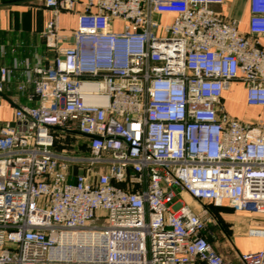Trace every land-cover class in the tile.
<instances>
[{"label":"built area","instance_id":"2783aa9c","mask_svg":"<svg viewBox=\"0 0 264 264\" xmlns=\"http://www.w3.org/2000/svg\"><path fill=\"white\" fill-rule=\"evenodd\" d=\"M76 3L43 0L57 56L16 85L35 104L0 127V264H234L208 240L217 225L232 242L211 208L264 215V121L222 95L241 82L264 108V0H248L247 35L214 10L224 0ZM244 235L262 246L238 264H264V229Z\"/></svg>","mask_w":264,"mask_h":264},{"label":"crops","instance_id":"0c3cea01","mask_svg":"<svg viewBox=\"0 0 264 264\" xmlns=\"http://www.w3.org/2000/svg\"><path fill=\"white\" fill-rule=\"evenodd\" d=\"M83 1L78 0L75 5L76 11H82ZM213 8L221 12L227 20L234 21L239 32L248 34L250 18L248 0H224L223 5H214ZM48 18L49 14L44 9L43 0H0V68L11 70L10 79L3 85V91L0 93V127L4 123L14 125V103L28 106L35 104L34 100L28 99L32 90L18 92L16 85L23 82L26 73L35 66L47 67L57 56L56 51L47 46L43 36ZM161 20L169 23L171 16H163ZM76 26L75 14L65 12L59 15L57 33L65 42H70V36ZM115 26L117 30L120 29L118 23ZM257 39L264 49V35H259ZM65 46H68V43L61 44L60 48ZM222 97L224 108L230 116L243 122H250L253 119L264 121V108L250 107L246 104L243 83L233 82L223 92ZM214 214L223 224L227 236L237 241V250L249 252L261 248L262 241L247 238L244 229L248 225L264 229V215L254 213L237 215L227 207L215 208ZM224 237L226 236L218 234L209 237L208 240L218 252L226 255L234 264H238L236 258L230 255Z\"/></svg>","mask_w":264,"mask_h":264},{"label":"rangeland","instance_id":"374dc122","mask_svg":"<svg viewBox=\"0 0 264 264\" xmlns=\"http://www.w3.org/2000/svg\"><path fill=\"white\" fill-rule=\"evenodd\" d=\"M253 120L256 121L257 119H253ZM253 120H252V121H253ZM95 224H97L95 221H92V222H91V225H95ZM246 228H247V227H246ZM246 228L244 229V232H245ZM212 231L214 232L215 235H218V234L223 235V234H222V231H221V229H220V227H218L217 225H216L215 227H213V230H212ZM223 236H224V235H223ZM224 239H225L227 245L229 246L230 255H231V256H235L236 251H237V252L239 251V250H237V248H238V246H237V241H236L235 239H233L232 242H231V244H230V241H229L226 237H224ZM231 245H233V246L231 247ZM234 246H235L236 248H235ZM234 248H235V249H234ZM239 253H244V252H241V250H240Z\"/></svg>","mask_w":264,"mask_h":264},{"label":"trees","instance_id":"16d2710c","mask_svg":"<svg viewBox=\"0 0 264 264\" xmlns=\"http://www.w3.org/2000/svg\"><path fill=\"white\" fill-rule=\"evenodd\" d=\"M211 212H212V213H213V212L215 213V208L212 207V208H211ZM214 213H213V214H214ZM214 215H215V214H214ZM215 216H216V215H215Z\"/></svg>","mask_w":264,"mask_h":264}]
</instances>
